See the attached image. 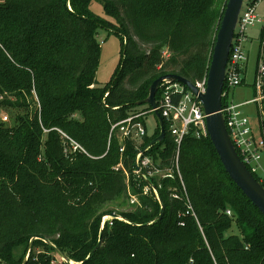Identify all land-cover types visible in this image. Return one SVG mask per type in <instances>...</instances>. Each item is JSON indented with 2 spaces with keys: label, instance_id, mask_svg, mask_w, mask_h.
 Listing matches in <instances>:
<instances>
[{
  "label": "trees",
  "instance_id": "16d2710c",
  "mask_svg": "<svg viewBox=\"0 0 264 264\" xmlns=\"http://www.w3.org/2000/svg\"><path fill=\"white\" fill-rule=\"evenodd\" d=\"M94 2L109 19L93 12ZM227 3L0 0V110L13 119L0 121V264H264V215L225 172L209 136L187 135L181 177L149 184L135 159L160 135L158 120L143 143L124 140L123 153L112 131L139 113L147 130L154 113L139 103L158 78L196 84L208 76ZM100 29L122 42L103 87ZM162 92L160 85L157 102ZM164 127L145 155L170 168L178 151L165 119ZM60 131L88 155H67ZM148 184L161 202L144 193ZM110 214L118 218L104 222Z\"/></svg>",
  "mask_w": 264,
  "mask_h": 264
},
{
  "label": "built area",
  "instance_id": "2783aa9c",
  "mask_svg": "<svg viewBox=\"0 0 264 264\" xmlns=\"http://www.w3.org/2000/svg\"><path fill=\"white\" fill-rule=\"evenodd\" d=\"M259 1L253 0L246 4L243 3L226 66L223 91V98L229 99V95L233 89L244 84L248 62V53L244 47L245 42L248 41L247 32L251 28L260 26L258 64L252 85L254 97L244 103L235 104L233 101H227L224 106L222 105L221 112L230 139L242 162L264 187V18L257 12ZM207 81L208 76L195 84L200 92L204 93L206 91ZM161 85L163 86L161 98L157 102V108L155 110L152 109L151 112L158 111L163 120L165 119L170 124V133L175 139L178 153L175 162L170 168L159 167L145 153H142L138 159L136 157L135 163L138 164L139 169L136 168L135 172L145 180L155 176L159 178H172L175 176V171L181 177L179 148L184 138L190 133H193L197 138L209 136L206 126V114L197 96L190 90L186 91L184 86L178 82L170 81ZM175 95H181V100L176 102L174 100ZM2 99L3 96H0V102ZM36 102L38 107H40L37 99ZM245 106H253L254 111L250 112V114L245 113L242 109ZM143 115L144 113H139L130 116L112 127V131L116 127L119 129L121 144L126 139L143 143V138L148 132L143 123L136 121ZM0 117L4 122L9 121L8 115L2 110H0ZM60 133L64 142V151L67 155L75 152H82L88 155V152L77 141L61 131ZM124 150L125 146L122 144L120 151L123 153ZM142 150H139V152ZM151 192L158 198L156 187L154 188L148 184L144 188V193L148 194ZM172 197L178 198V195L173 193ZM227 214L231 215V212L227 211Z\"/></svg>",
  "mask_w": 264,
  "mask_h": 264
},
{
  "label": "water",
  "instance_id": "95a60500",
  "mask_svg": "<svg viewBox=\"0 0 264 264\" xmlns=\"http://www.w3.org/2000/svg\"><path fill=\"white\" fill-rule=\"evenodd\" d=\"M243 3L244 0H228L217 33L208 73L207 88L204 93L200 92L195 84L185 78L170 74L155 80L150 86L148 98L143 102H140L139 105L148 104L153 110H155L157 108L156 94L160 85L170 81L182 84L195 96H197V98L201 101L206 114V126L209 138L215 147L225 172L236 184V186L244 193V195L252 202V204L264 215V187L257 181V179L242 162L230 139L225 120L221 112L226 66ZM154 114L159 122L161 133L136 155L137 159L142 153H146L154 144L162 142L165 137L164 120L158 111H155ZM135 167L139 169L137 163H135ZM146 180L149 184L151 183L150 179ZM158 199L161 202L159 194ZM109 217L118 218L115 214H110ZM159 217L162 218V212ZM101 237L102 235L100 236L97 248L101 245ZM56 251L64 258V260H66V256L60 249L56 248Z\"/></svg>",
  "mask_w": 264,
  "mask_h": 264
},
{
  "label": "rangeland",
  "instance_id": "374dc122",
  "mask_svg": "<svg viewBox=\"0 0 264 264\" xmlns=\"http://www.w3.org/2000/svg\"><path fill=\"white\" fill-rule=\"evenodd\" d=\"M244 1H245L244 4H246L249 1H253V0H244ZM91 9L96 14L109 19V17L105 15L103 11V7L100 3H96V2L92 3ZM257 12L262 18H264V0H260L258 2ZM260 28H261L260 26H257L249 29L247 32L248 41L245 42L244 47L246 52L248 53V62H247L244 84L233 89L228 99V101H233L235 104L244 103L245 101H249L254 97V91L252 85L255 78L256 67L258 64ZM98 39L99 42L101 43L102 52L100 58V65L97 72V85L99 87H103L111 81V78L113 77L119 65L121 59L122 42H121V37L119 35L104 29H100ZM24 95L26 96L25 93ZM30 108H32V104ZM143 108L144 107L140 108V110H142ZM242 109L247 114H250V112L254 111L253 106H245ZM5 114H7L9 117V121H8L9 124H13V119L11 118V116L8 113ZM0 121L4 123L1 117H0ZM146 123H147L146 127H147L148 135L152 136L155 133V129L157 127L155 114H148ZM124 209L130 210L131 206L127 205L124 207ZM111 219L112 218H110L109 216H106L104 218V222L106 220H111ZM234 231L237 232L236 227L234 228Z\"/></svg>",
  "mask_w": 264,
  "mask_h": 264
},
{
  "label": "crops",
  "instance_id": "0c3cea01",
  "mask_svg": "<svg viewBox=\"0 0 264 264\" xmlns=\"http://www.w3.org/2000/svg\"><path fill=\"white\" fill-rule=\"evenodd\" d=\"M146 119H147V117H146Z\"/></svg>",
  "mask_w": 264,
  "mask_h": 264
}]
</instances>
